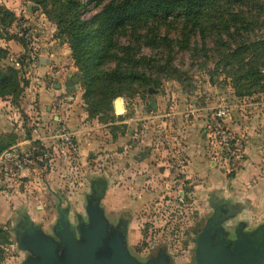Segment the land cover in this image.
Listing matches in <instances>:
<instances>
[{
	"label": "rangeland",
	"instance_id": "obj_1",
	"mask_svg": "<svg viewBox=\"0 0 264 264\" xmlns=\"http://www.w3.org/2000/svg\"><path fill=\"white\" fill-rule=\"evenodd\" d=\"M79 1V17L90 24L103 5ZM0 7L10 12L0 14V66L16 68L24 86L18 100L0 97L11 103L0 124L1 154L20 146L37 159L27 176L0 173V264L38 262L28 246L39 237L63 256L62 217L83 241L93 207L107 225L98 259L120 239L138 264H200L206 230L213 245L219 238L233 251L245 237L256 253L264 250V77L239 88L209 37L192 34L182 49L175 25L150 20L108 39L169 62L176 73L155 69L127 79L101 109L107 88L96 77L116 61L79 60L53 0H0ZM252 36L264 37L263 16ZM91 37L84 45L92 55L105 41ZM58 135L72 137V145Z\"/></svg>",
	"mask_w": 264,
	"mask_h": 264
},
{
	"label": "trees",
	"instance_id": "obj_2",
	"mask_svg": "<svg viewBox=\"0 0 264 264\" xmlns=\"http://www.w3.org/2000/svg\"><path fill=\"white\" fill-rule=\"evenodd\" d=\"M47 1L39 0V3ZM53 1L60 12L58 21L69 27L71 46L79 60L91 56L106 63L110 58L116 61L96 77L98 84L107 88L102 93L101 109L107 108L122 94L121 88L115 86L122 85L127 79L135 82L148 78L149 72L155 69L176 73L169 62L159 65L153 57L135 53L130 44L117 46L108 39L114 34L128 35V29H134L136 25H141L139 23L148 26L150 20L168 21L175 25L184 38L182 49L189 48L192 34H200L205 42L209 37L219 57L218 64L226 68V74L235 80L239 88L249 84L246 90H250L264 77V37L252 36L261 16L264 18V0H94L103 8L90 24L79 17V0ZM1 13L10 14L4 7H0ZM93 34L99 41L104 40L105 45L99 51L93 48L91 55L84 44ZM0 52L5 50L0 47ZM23 91L18 70L11 65L0 66V97L18 100ZM4 147L0 144V155Z\"/></svg>",
	"mask_w": 264,
	"mask_h": 264
},
{
	"label": "water",
	"instance_id": "obj_3",
	"mask_svg": "<svg viewBox=\"0 0 264 264\" xmlns=\"http://www.w3.org/2000/svg\"><path fill=\"white\" fill-rule=\"evenodd\" d=\"M80 77V73H76ZM72 78V75L69 76ZM72 83H76L72 79ZM71 82L67 85L70 86ZM116 111L122 109L121 102L115 101ZM91 227L82 229L83 241H77L75 235L71 232L70 224L62 217L63 241L67 244L64 255L57 254L56 245L51 239L39 237L28 249L32 250L40 257L34 264H138L128 256L122 246L120 239H114L111 242L110 253L107 258L98 259V252L105 245L107 237V225L103 220L101 212L93 207L90 210ZM208 230L201 236L199 241L200 264H264V250L260 254L255 249L247 246L252 242L243 237L233 248V251L224 246V241L218 238L217 243L213 245L207 237ZM147 264H167L164 260L158 262L149 261Z\"/></svg>",
	"mask_w": 264,
	"mask_h": 264
},
{
	"label": "built area",
	"instance_id": "obj_4",
	"mask_svg": "<svg viewBox=\"0 0 264 264\" xmlns=\"http://www.w3.org/2000/svg\"><path fill=\"white\" fill-rule=\"evenodd\" d=\"M228 109L221 108L218 112L214 114V124L217 128L219 124V119L225 116ZM59 139L67 140L69 145H72V137H64V135L56 136ZM35 153L31 150H24L20 146H12L6 149L0 155V173L4 172L6 174H11L16 176L17 174L23 172L25 169H29L35 163Z\"/></svg>",
	"mask_w": 264,
	"mask_h": 264
},
{
	"label": "crops",
	"instance_id": "obj_5",
	"mask_svg": "<svg viewBox=\"0 0 264 264\" xmlns=\"http://www.w3.org/2000/svg\"><path fill=\"white\" fill-rule=\"evenodd\" d=\"M46 95V94H45ZM43 99H44V97H43ZM43 99H42V102H43ZM11 103H10V101L9 100H2V99H0V124H5L6 123V121H5V119H2V117H3V115H4V113H6L5 112V109L6 110H8V107H9V105H10ZM5 108V109H4ZM28 141V140H27ZM27 171H25V173L23 172V174H24V176L26 175L27 176V173H26Z\"/></svg>",
	"mask_w": 264,
	"mask_h": 264
}]
</instances>
